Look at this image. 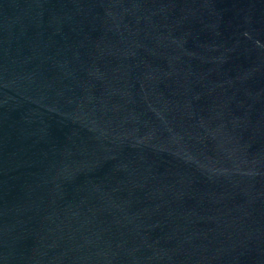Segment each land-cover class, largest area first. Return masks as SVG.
Instances as JSON below:
<instances>
[{"label":"water","instance_id":"95a60500","mask_svg":"<svg viewBox=\"0 0 264 264\" xmlns=\"http://www.w3.org/2000/svg\"><path fill=\"white\" fill-rule=\"evenodd\" d=\"M0 264H264V0H0Z\"/></svg>","mask_w":264,"mask_h":264}]
</instances>
